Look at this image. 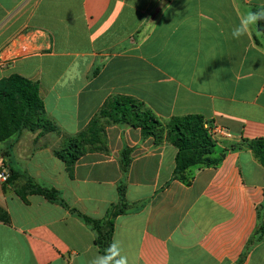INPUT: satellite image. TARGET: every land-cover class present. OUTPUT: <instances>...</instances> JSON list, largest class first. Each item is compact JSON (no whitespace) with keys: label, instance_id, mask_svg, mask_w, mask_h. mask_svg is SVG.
<instances>
[{"label":"crops","instance_id":"0c3cea01","mask_svg":"<svg viewBox=\"0 0 264 264\" xmlns=\"http://www.w3.org/2000/svg\"><path fill=\"white\" fill-rule=\"evenodd\" d=\"M261 7L264 0H0V80L37 82L57 129L0 143V264H89L101 253L73 210L110 218L119 187L128 208L111 219V243L129 264H264V169L247 148L231 149L264 138V35L253 27L231 37L241 16ZM116 95L162 121L202 116L219 163L191 167L189 183L173 179L169 142L107 125L106 150L85 152L70 176L54 149ZM27 179L62 203L25 191Z\"/></svg>","mask_w":264,"mask_h":264},{"label":"trees","instance_id":"16d2710c","mask_svg":"<svg viewBox=\"0 0 264 264\" xmlns=\"http://www.w3.org/2000/svg\"><path fill=\"white\" fill-rule=\"evenodd\" d=\"M258 30L264 35V22ZM107 125L129 126L140 129L143 138H152L156 144L169 142L175 149L173 179L189 183L184 173L195 166H216L221 157L214 155L215 140L209 132L207 122L197 114L174 116L160 120L144 105L128 96H112L104 101L86 128L78 134L65 137L54 149V155L62 161L71 176L76 161L87 151L106 150L105 127ZM24 130L40 133L55 132L56 126L46 118L39 84L13 74L0 80V143L17 136ZM247 148L264 169V138L242 140L231 146L232 150ZM129 148L122 149L120 165L126 172L130 164ZM13 173H10V177ZM25 191L43 195L47 200L62 203L54 189L43 188L31 179L26 180ZM119 201L113 206L105 220H95L75 210L73 213L95 233V244L101 254L111 243L112 218L127 210L122 187L118 188ZM23 196V195H22ZM258 232L263 233L260 227ZM256 231V233H257Z\"/></svg>","mask_w":264,"mask_h":264},{"label":"clouds","instance_id":"9594fccd","mask_svg":"<svg viewBox=\"0 0 264 264\" xmlns=\"http://www.w3.org/2000/svg\"><path fill=\"white\" fill-rule=\"evenodd\" d=\"M260 22H264V7L259 10L248 11L241 16L239 23L232 29L231 37L240 39L247 35L251 28L256 27L258 29ZM89 264H129V258L123 254L120 242L114 239L103 254L96 255L89 261Z\"/></svg>","mask_w":264,"mask_h":264},{"label":"built area","instance_id":"2783aa9c","mask_svg":"<svg viewBox=\"0 0 264 264\" xmlns=\"http://www.w3.org/2000/svg\"><path fill=\"white\" fill-rule=\"evenodd\" d=\"M205 128L209 129V132H210V134H211L212 136L215 135V134H214V133H215L214 130L210 129L208 126L205 127ZM219 133L222 134L223 136H226V133H223V132H219ZM0 180H2V181H6V180H7V176H6L4 173H0Z\"/></svg>","mask_w":264,"mask_h":264}]
</instances>
